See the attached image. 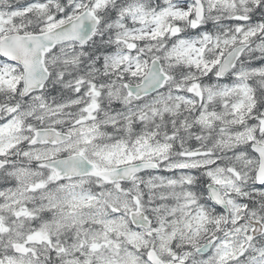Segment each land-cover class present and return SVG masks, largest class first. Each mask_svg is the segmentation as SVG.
<instances>
[{"label": "snow or ice", "instance_id": "6c2138e0", "mask_svg": "<svg viewBox=\"0 0 264 264\" xmlns=\"http://www.w3.org/2000/svg\"><path fill=\"white\" fill-rule=\"evenodd\" d=\"M0 264H264V0H0Z\"/></svg>", "mask_w": 264, "mask_h": 264}]
</instances>
